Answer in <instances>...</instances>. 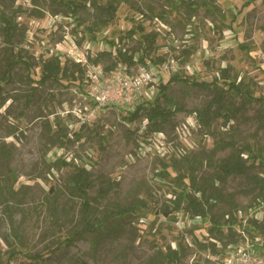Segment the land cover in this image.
I'll use <instances>...</instances> for the list:
<instances>
[{
    "label": "rangeland",
    "instance_id": "obj_1",
    "mask_svg": "<svg viewBox=\"0 0 264 264\" xmlns=\"http://www.w3.org/2000/svg\"><path fill=\"white\" fill-rule=\"evenodd\" d=\"M193 1L207 6L188 9ZM106 2L0 0V15L16 26L8 40L0 21V75L8 72L0 93V264H148L156 262L158 249H176L178 243L182 264H207L201 245L212 237L209 220L184 209L169 217L160 211L182 189L194 191L191 172L208 189L206 195L212 188L223 195L210 215L223 222V213L235 205V233L241 229L248 240L257 235L264 240V229L251 221L264 223V204L251 180L264 178V165L216 178L219 162L233 151L217 149L218 143L249 145L264 160V105L228 93L221 71L264 96V0H128L118 4L109 21L101 9ZM66 4L75 5L77 13L71 14ZM147 34H154L153 42L144 38ZM119 49L136 61L144 57V64L137 62L130 73L146 66L158 79L138 96L134 109L153 102L159 83L177 74L196 82L218 79L234 116L228 122L216 116L205 126L196 114L215 90L177 81L168 86L167 97L174 103L167 107L181 110H175L162 132L146 131L144 114L128 122L126 109L97 108L89 75L100 68L102 76H111L122 64ZM103 51L110 55L93 65L91 60ZM52 56L77 79L39 83L42 65ZM158 57L163 61H151ZM159 102L164 104L162 97ZM62 160L91 173L88 197L97 213L115 204L138 207L118 218V233L99 239L96 247L93 235L79 233L80 199L67 189L72 167ZM102 187L112 189L104 198L98 195ZM195 195L200 199V192ZM53 205L60 212L57 219ZM221 229L228 234L225 226ZM235 238L244 239L241 234Z\"/></svg>",
    "mask_w": 264,
    "mask_h": 264
},
{
    "label": "trees",
    "instance_id": "obj_2",
    "mask_svg": "<svg viewBox=\"0 0 264 264\" xmlns=\"http://www.w3.org/2000/svg\"><path fill=\"white\" fill-rule=\"evenodd\" d=\"M124 1L128 0H107L104 7H101V9L103 10L102 13L105 16V20H112L118 4ZM186 5L188 9H198L202 5L207 6L203 1H193L189 2V4ZM66 8L69 9L71 14L77 13L75 5H67ZM232 20H234V16ZM0 21L4 25V35L8 38V40H11L14 36L16 26L13 24L11 18L5 15H0ZM104 23L105 22L103 21V24ZM94 29L96 30V27ZM139 29L143 30V27H140ZM91 30L93 31V29ZM130 31L133 32V30ZM144 38L147 39V41L149 42H153L155 39L154 34H147L146 36H144ZM108 42L110 46H114V42L112 40H109ZM241 47L243 49H246V46L241 45ZM183 54L188 55L189 52L184 50ZM106 55H110V53L103 51L102 53L96 55V57L92 59L91 62L93 63V65H97L101 60L100 56L103 57ZM118 58L122 64H125L130 68L132 66H135L137 62L144 64V57L142 55H140L136 61L134 60V55H127V53H123L121 49L118 50ZM151 61L157 64L158 62H162L163 59L158 57L155 60ZM78 69L80 70V68ZM107 70H109V68H107ZM221 71L224 73V79L222 82L226 86V91L228 93H231L233 96L244 98L248 102H257L262 106L264 105V96H256L248 88L243 87L242 83H236L234 80H228V74L226 72V69H222ZM7 73L0 75V93L2 91V81L8 80ZM69 76L72 77L73 81L77 79V77H74L73 72H70L69 69L65 67V65H62L58 56H52L50 59L43 63L42 75L37 81L39 83H44L48 80H54L59 82L62 77L65 78ZM174 81L183 82L200 88L212 87L215 90L216 93L214 98L208 103V105L204 109H202L196 114L199 121L205 126H208L209 122L216 116H221L224 119V122H228L229 119L234 116V109H230L225 105L226 92H224L222 88L218 87V79L215 78L211 82H196L189 80L186 77H181L175 74L170 77V79L166 83H159L158 93L153 102H150L149 104L142 103L137 105V107L132 112H129L127 117H125V120H127L128 122H134L136 119L141 118V116L144 114L143 117L147 119V123L146 125H144L145 130L148 132H162L163 126L172 121L175 110H181V108L178 106L174 107L175 110H172L171 107H167V105H170V103H174L169 97H167L166 94L168 86ZM160 97L163 98L164 104H161L159 102ZM228 146L231 147L233 151L227 157L223 158L217 166L216 178H218L219 180H223L228 175L246 174L256 164L262 166L264 165V160L261 157L260 152L258 151L259 153H256V150L251 148L249 145L237 147L233 142L218 143L216 145V148L222 149ZM243 153L246 154V158H243ZM249 160L251 161V163H248L250 162ZM61 163L64 166L72 167L71 174L68 177L67 189L71 193V196L78 197L80 199V222L82 227L79 233L80 235H82L83 233L93 235L95 237V241L92 244L93 247H96L99 239L114 236L118 233V230L120 229V226H118V223L116 221L118 218H123L131 214L133 211H135V208L137 209L138 207L136 204L123 207H120L119 205L115 204L112 206V208L107 209V212L105 211L103 213H97V211L91 206V200L88 197V191L91 188L92 184L91 173L89 172V170L86 169V167L84 166H78L74 164L73 161L62 160ZM188 178L190 182L189 187H192L194 191L191 193L186 192L185 189H182L177 194L176 198L172 201V203H170V205H165L160 208L162 214L166 217H169L172 213H178L179 211L184 209L192 217L200 216L202 219L209 220L211 227L208 229V232L209 235L212 236L209 237V239L211 238L212 240L219 242L223 247H225L229 243L237 242L238 240H235V237L237 234L240 233L236 234L233 229L235 225H237L233 215L235 211H238L237 207L235 205H229L230 210L224 212L222 215V218L225 217L226 219L221 222L218 217L210 215V211L215 206V203L220 200H223V195L219 192L218 188H212L209 194L206 195V191L208 189L204 187V184L199 185V182L196 180V175L194 174V172L188 174ZM251 180L254 186L259 190V202L264 204V178L258 175H254L251 177ZM114 185L115 183L111 184V186ZM196 185H198V187H195ZM53 189L54 188L51 186L50 190ZM111 190L112 189H110L109 187H102L99 189L98 195L104 198L109 194ZM198 192L201 193L200 199H198L195 195ZM4 196L6 202H9L10 196H6L5 192ZM182 202L186 203H184L183 205ZM52 214L55 219L60 217V212L55 205L52 206ZM251 221L256 227H260L262 228V230L264 229L263 222L260 224L256 220L252 219ZM224 226L228 229L227 235H223L222 233L221 227ZM12 230L13 232L15 231L14 228ZM239 231H241V229ZM212 240H210V242L208 243H205L204 245H201V247L204 249L210 248L212 251H215L216 245L215 242H212ZM72 241L73 238L69 240L70 244ZM177 246L178 248L176 249H172L170 245H167L164 249H158L156 251V262H149L148 264H182L183 257L182 253L180 252L181 250L179 243L177 244ZM82 264L87 263L83 262Z\"/></svg>",
    "mask_w": 264,
    "mask_h": 264
},
{
    "label": "built area",
    "instance_id": "obj_3",
    "mask_svg": "<svg viewBox=\"0 0 264 264\" xmlns=\"http://www.w3.org/2000/svg\"><path fill=\"white\" fill-rule=\"evenodd\" d=\"M129 68L125 64H120L111 76H102L100 68L90 73L91 97L97 108L120 107L132 112L138 96L146 87L157 84L158 79H155L151 68L141 66L135 73H130ZM164 68L166 71L168 67L165 65ZM240 234L244 239L229 243L225 247L211 239L218 245L215 251L210 248L204 249L203 261L207 264H264L262 237L255 236L248 240L250 235H245L243 231H240Z\"/></svg>",
    "mask_w": 264,
    "mask_h": 264
}]
</instances>
